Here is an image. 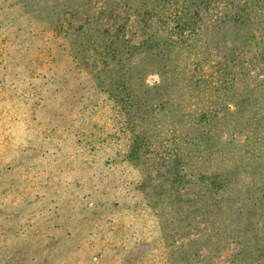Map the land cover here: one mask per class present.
<instances>
[{
    "label": "trees",
    "instance_id": "obj_1",
    "mask_svg": "<svg viewBox=\"0 0 264 264\" xmlns=\"http://www.w3.org/2000/svg\"><path fill=\"white\" fill-rule=\"evenodd\" d=\"M47 1L48 16H30ZM137 1L0 0V139L10 134L2 146L24 143L20 154L80 164L85 173L112 148L98 165L127 164L135 174L128 187L159 195L150 205L159 226L121 249V264H209L238 247L222 264H264V79L248 93L241 88L255 70L243 45L264 61V0H191L167 17L145 8L148 0L135 9ZM217 31L220 40L211 41ZM92 53L116 69L94 74ZM154 73L163 80L150 87ZM88 76H112L103 116L119 130L101 123L106 102L93 98ZM136 82L148 99L135 94ZM244 127L252 133L235 155L228 136ZM69 144L78 152L72 161Z\"/></svg>",
    "mask_w": 264,
    "mask_h": 264
},
{
    "label": "rangeland",
    "instance_id": "obj_2",
    "mask_svg": "<svg viewBox=\"0 0 264 264\" xmlns=\"http://www.w3.org/2000/svg\"><path fill=\"white\" fill-rule=\"evenodd\" d=\"M47 2L34 3L35 10L30 16L39 15L40 18L48 16L45 14L46 9L52 5V1ZM186 2L191 0H180V2L179 0H148L145 8L167 17L171 12L184 7ZM143 3L142 0H138L135 9H139ZM220 37L221 33L217 31L209 39L218 42ZM231 44L238 47V44ZM249 49L247 44L243 45L245 58L255 70L252 72V78L242 83L241 88L245 93L256 89L264 79V61L261 58L251 57L252 53ZM93 54L87 56L91 63H97L98 68L94 69V74L103 72V77H107L116 69L113 63L108 65L110 68H106L99 59L93 58ZM31 57L29 56V59ZM87 70L84 73L90 72V68ZM111 77L103 78L101 81H91L92 76H88L86 85L96 88L95 91H90L96 93L94 99L102 103L106 102V108L103 113L100 112L101 123L107 129L119 130L109 118L103 116L110 114L109 95L104 91L108 90L110 85L106 83L110 82ZM161 80L163 79L160 74L154 73L148 77L147 84L152 87ZM134 85L135 94L144 100L148 99L145 90L137 82ZM243 89L239 92L241 95ZM69 94L70 97L73 96L72 92ZM263 97L264 93L260 94L258 101ZM263 101L264 99L260 103V115L264 113ZM73 109L71 121L77 120L76 114L79 111L76 106H73ZM136 113L131 111L132 119H127L135 120ZM259 118H261L259 121L261 129L258 135L260 139H264V116ZM144 127L143 131L146 132L147 124ZM244 128L240 133H232L228 136L230 138L228 141H233L235 155L242 153L243 143L252 133L249 127ZM219 132L216 131L218 134ZM9 137L10 134H7L6 138L0 139L2 160L0 161V264H121L125 257H121L119 251L127 247L128 243H136L140 238L146 242L153 228L159 226L154 225L155 221L152 222L150 218L154 213L150 209L151 202L158 199L159 195L155 197L150 189L135 191L128 187L127 183L133 181L135 174H131L132 169L127 164L113 166L114 168L98 165L103 164L110 157L113 158L115 152L112 148H103L104 153L98 155L97 164L95 163L92 170L89 169L90 171L85 173L87 168L80 164L41 158L35 154V156L20 154L17 149L23 148L24 143L15 148L7 146L8 144L2 146V141L10 142ZM244 145L246 146L247 143ZM64 149L72 155L69 156V161H72L78 153L77 148L70 144ZM13 150L19 155L10 154ZM198 164V161L195 162L194 168ZM232 165V161L224 163V166ZM11 169L12 173H8ZM210 170L216 171V167ZM137 177L140 175L137 174ZM95 188L105 191L99 190L100 192L97 193L94 191ZM164 190L167 191L168 186H165ZM104 193L107 196H104ZM61 203L63 204L56 208ZM118 203L125 207L115 208L113 205ZM93 205L98 208L93 210ZM165 205L166 202H162L161 208H166ZM92 212L95 213V217H91ZM238 248L237 250L221 249L217 252L216 259L209 264L224 263L228 257H233L235 250H240V247Z\"/></svg>",
    "mask_w": 264,
    "mask_h": 264
}]
</instances>
